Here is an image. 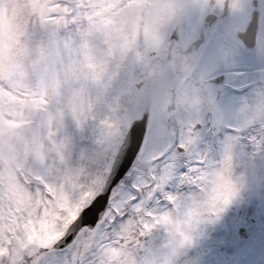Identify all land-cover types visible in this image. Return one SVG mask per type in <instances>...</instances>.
I'll list each match as a JSON object with an SVG mask.
<instances>
[{"label": "rangeland", "instance_id": "1", "mask_svg": "<svg viewBox=\"0 0 264 264\" xmlns=\"http://www.w3.org/2000/svg\"><path fill=\"white\" fill-rule=\"evenodd\" d=\"M206 1L0 0V264H32L51 248L101 191L131 122L147 108L155 148L146 145L137 157L97 227L83 230L60 255L84 264H184L178 254L185 246L212 232L217 215L231 217L235 206L228 202L246 171L238 144L227 163L217 146L200 179L191 182L177 179V154L159 166L154 161L163 155L161 138L207 118L201 103L213 101V88L204 81L217 74L215 55L225 60L230 83L251 85L244 94L224 90L219 102L228 96L225 119L242 130L260 125L264 9L255 7L259 31L248 56L231 45L225 50L219 32L248 26L254 0H235L214 32H205L192 73L196 81L164 72L148 89V100L145 92L128 98L138 59L165 48L164 32L177 18L184 26L182 49H189ZM241 71L247 74L242 79ZM247 171L245 196L253 188ZM198 251L188 247L187 255Z\"/></svg>", "mask_w": 264, "mask_h": 264}, {"label": "snow or ice", "instance_id": "2", "mask_svg": "<svg viewBox=\"0 0 264 264\" xmlns=\"http://www.w3.org/2000/svg\"><path fill=\"white\" fill-rule=\"evenodd\" d=\"M258 5L260 9H264V0H258ZM253 15H259L255 7ZM255 47L256 43L253 41L247 46V50L251 51ZM261 60L264 61V55H261ZM214 70L217 74L212 78L221 90L231 89L237 92L243 89V85L235 81L230 83L227 76L219 73L218 67ZM227 100V95L224 97V103L213 100L207 118L202 119L197 127L161 138L163 147L158 150L163 155L157 156L154 161L159 166L166 158L177 154L182 160L177 179L187 177L191 182L200 179L202 171L212 161V153L217 146L222 149V160L226 163L233 161L234 144H238L241 150L240 166L246 171L241 174V184L233 192V199L228 202L234 204L235 210L227 220H221L220 215H217L212 220V223L216 224L212 232L202 233L198 242H190L185 246L178 254V260L179 257H184V264H264V119L259 126L253 124L247 129H240L225 119ZM131 139L130 155L126 154L127 165L117 169L113 177L114 183H118L128 174L130 165L145 150L146 145L151 149L155 148L158 142L155 134L150 140L149 126L145 121L132 129ZM257 160L261 163L257 164ZM247 169H251L253 188L251 194L245 196L240 193L248 188ZM164 196V192L159 193V197ZM86 217L87 213L81 220L85 221ZM91 223L96 224V218H92ZM75 235L74 228L50 249L39 252L32 264H84L83 261L60 255L75 244ZM188 247H198L199 251L195 256H188Z\"/></svg>", "mask_w": 264, "mask_h": 264}, {"label": "flooded vegetation", "instance_id": "3", "mask_svg": "<svg viewBox=\"0 0 264 264\" xmlns=\"http://www.w3.org/2000/svg\"><path fill=\"white\" fill-rule=\"evenodd\" d=\"M234 1L235 0H207L206 3H204V8L202 11V23L199 28L200 32L195 36H191V38L189 39V42H191L189 49H182L185 38L182 17L170 22L171 24L166 29V32H164V37L162 36L163 38H165L163 43L165 48L161 51H154L149 55H143L138 59V67L136 68L133 79L130 83V85H133L134 82L136 90L130 93V98H141V95L145 92V99L148 100V89L154 85L155 80L157 81L159 76H161L164 72L172 73L173 75L177 76L178 79L189 78L193 81H196L195 76H193L192 73L195 72L197 66L196 64L200 58V50L198 49H201L202 45L205 43V32L207 34L214 32L217 24L221 21L222 12H224L225 14L226 12H228V10L231 9V7L233 8L235 4ZM247 27L244 29L236 27L233 28L232 31L227 26H222L223 31L219 29L220 33H224L225 40L222 43L225 50L228 48V46L231 45L230 49L236 50L237 48H239L241 51L239 49L237 50H239L242 53L241 56L244 57L248 56V53L253 51V49L251 51H248L247 47L240 38V34H243V32L246 31ZM231 40H233L234 43L233 47ZM174 44H177L178 46H174ZM237 54L238 52L233 53V57ZM222 57L226 59V54H224V56ZM211 63L214 69L218 67L219 73L227 76L228 78V75L224 73L225 60L215 55L212 57ZM241 73H243V75H241ZM246 75V71H241L239 74V76H241V79L246 77ZM204 82L210 84L211 88H213L214 95L212 97V100L219 101L224 90H221L219 88L217 82L212 77ZM248 85L249 84L246 83V86H244L245 89H242L239 92L241 94L248 92L249 88L251 87V85ZM228 90L234 94L237 93L233 92L231 89H227V92ZM170 101L173 102V100ZM212 105L213 101L208 103H201L202 108H204L207 114L211 110ZM170 112V115L174 114L175 109L171 108Z\"/></svg>", "mask_w": 264, "mask_h": 264}, {"label": "water", "instance_id": "4", "mask_svg": "<svg viewBox=\"0 0 264 264\" xmlns=\"http://www.w3.org/2000/svg\"><path fill=\"white\" fill-rule=\"evenodd\" d=\"M258 28H259V15L258 16L253 15L247 32L243 34L244 40L247 43V45H250L253 41H255L256 43ZM142 121L148 122V113H145L140 120H136L131 124L124 138L123 143L118 149L114 162L111 166L110 172L107 176L105 185L102 191L100 192V194L96 196L95 199L85 209L82 210L79 216L68 227L66 233L56 243L61 241L62 238L66 237L70 232H72L74 228L76 229V235L74 237V239L76 240L82 229L88 228L90 230H93L97 226L98 222L101 220V218L103 217V215L107 210L112 191L117 187V185L122 180L121 179L118 183H114L113 177L118 168H121L122 165H127L126 154L130 155V145L132 143V139H131L132 129ZM133 163L130 165V169ZM90 209L91 211H89ZM85 213H87L86 220L82 221L81 217H84ZM92 218H96L97 220V223L94 225L91 223Z\"/></svg>", "mask_w": 264, "mask_h": 264}]
</instances>
